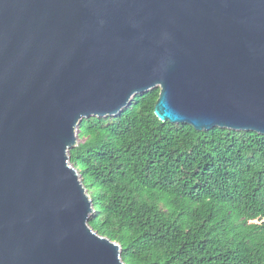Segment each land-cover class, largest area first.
I'll return each mask as SVG.
<instances>
[{"label": "water", "instance_id": "1", "mask_svg": "<svg viewBox=\"0 0 264 264\" xmlns=\"http://www.w3.org/2000/svg\"><path fill=\"white\" fill-rule=\"evenodd\" d=\"M264 135V0H0V264H124L89 224L83 118Z\"/></svg>", "mask_w": 264, "mask_h": 264}, {"label": "trees", "instance_id": "2", "mask_svg": "<svg viewBox=\"0 0 264 264\" xmlns=\"http://www.w3.org/2000/svg\"><path fill=\"white\" fill-rule=\"evenodd\" d=\"M159 96L81 120L69 158L90 226L124 264H264V135L163 122Z\"/></svg>", "mask_w": 264, "mask_h": 264}]
</instances>
